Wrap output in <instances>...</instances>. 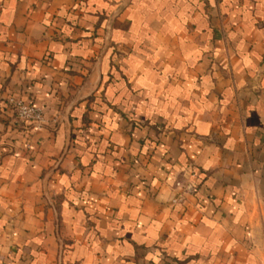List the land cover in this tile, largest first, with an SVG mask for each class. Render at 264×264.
<instances>
[{
	"label": "crops",
	"instance_id": "obj_1",
	"mask_svg": "<svg viewBox=\"0 0 264 264\" xmlns=\"http://www.w3.org/2000/svg\"><path fill=\"white\" fill-rule=\"evenodd\" d=\"M0 264H264V0H0Z\"/></svg>",
	"mask_w": 264,
	"mask_h": 264
},
{
	"label": "built area",
	"instance_id": "obj_2",
	"mask_svg": "<svg viewBox=\"0 0 264 264\" xmlns=\"http://www.w3.org/2000/svg\"><path fill=\"white\" fill-rule=\"evenodd\" d=\"M8 105L13 109L19 121L36 126H41L48 122L44 110L37 105L28 104L17 97H10Z\"/></svg>",
	"mask_w": 264,
	"mask_h": 264
}]
</instances>
